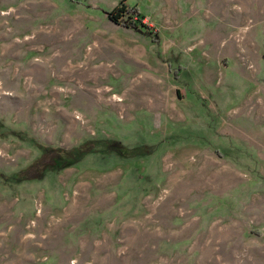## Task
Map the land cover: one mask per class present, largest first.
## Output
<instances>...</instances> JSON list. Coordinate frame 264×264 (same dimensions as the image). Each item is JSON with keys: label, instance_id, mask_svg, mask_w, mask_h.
<instances>
[{"label": "rangeland", "instance_id": "obj_1", "mask_svg": "<svg viewBox=\"0 0 264 264\" xmlns=\"http://www.w3.org/2000/svg\"><path fill=\"white\" fill-rule=\"evenodd\" d=\"M120 1L0 0V264H264V0Z\"/></svg>", "mask_w": 264, "mask_h": 264}, {"label": "trees", "instance_id": "obj_2", "mask_svg": "<svg viewBox=\"0 0 264 264\" xmlns=\"http://www.w3.org/2000/svg\"><path fill=\"white\" fill-rule=\"evenodd\" d=\"M108 17L109 19L121 26H125L127 28H130L136 32H140V33H144V31L142 30V28L146 29L147 25H145L142 21L144 19V16L142 13H140L138 11V8L136 6L134 7H129L127 5L124 4V0H121L110 12H108ZM180 69V67H179ZM178 69V70H179ZM177 70V71H178ZM177 71L175 72L176 74ZM110 150L111 151H115V152H121L122 147H120L119 143L116 141H113L111 143H107ZM87 148L86 150L83 149V147H79L76 151H77V155L75 156L76 158H74L73 160L70 161H63L64 157L63 155L57 154L55 157V162L50 164L49 166H37L36 163L39 161V159H37L35 161V163L31 164L25 171L28 172V170L30 168H38L39 171H36L34 173V175H31L30 177H28L29 179H39L40 177L43 176L44 172L46 170L49 169H62L68 166H71L72 164H74L77 159L85 153H88L91 148L90 147H85ZM62 162V163H61ZM39 167H41L39 169Z\"/></svg>", "mask_w": 264, "mask_h": 264}, {"label": "bare ground", "instance_id": "obj_3", "mask_svg": "<svg viewBox=\"0 0 264 264\" xmlns=\"http://www.w3.org/2000/svg\"><path fill=\"white\" fill-rule=\"evenodd\" d=\"M75 24L74 23H72L71 24V26H74ZM65 29H59L58 27L56 28H54V27H51L50 28V30H49V32H47V33H45L44 35H45V37H43L44 39H46V40H49V39H52L53 41V44H59V43H62L63 41H65L64 39H65V31H64ZM39 36H36L35 38H34V40H37L38 41V39H40V38H42V35L41 34H38ZM62 36H64V39H62L63 37ZM76 37V36H75ZM58 39H60V41L58 40ZM73 40V39H72ZM69 42H70V40H69ZM72 42V41H71ZM71 42H70V44H71ZM67 43H68V41H67ZM66 45V44H65ZM69 45V44H68ZM53 46V45H52ZM54 46H56V45H54ZM53 48V47H52ZM51 49V48H50ZM100 55V54H99ZM90 63V62H89ZM91 65V64H90ZM37 69V68H36ZM93 70H94V72L93 73H88L89 75H87V76H85V78H91V76L94 74L95 76L97 75V77L99 76V75H101L102 73H101V67H100V65H95L93 68H92ZM64 70L66 71H68L70 74H77L76 73V71H74V69H73V64L72 63H69V65H67V66H64ZM83 73V72H82Z\"/></svg>", "mask_w": 264, "mask_h": 264}, {"label": "crops", "instance_id": "obj_4", "mask_svg": "<svg viewBox=\"0 0 264 264\" xmlns=\"http://www.w3.org/2000/svg\"><path fill=\"white\" fill-rule=\"evenodd\" d=\"M139 124H134V125H132V124H129L128 125V127H125L124 128V130L123 131H125V129H127V130H131V131H133L132 130V128L134 127V128H137V126H138ZM141 125H143L144 127H145V129L143 130V133H145V131H147L148 129H146L147 128V123H142ZM136 126V127H135ZM139 128V127H138ZM141 129V128H140ZM140 129H138L139 131H142V130H140ZM137 130V129H136ZM88 158H90V155H86ZM84 158H85V156L83 157V159H81V160H84ZM91 158H100V160H101V157H99V156H97V155H95V156H92ZM80 160V161H81ZM88 160H90V159H88ZM107 162H106V160H105V158L103 157V159H102V161H100L99 163H97V164H95V167L93 168V167H91V168H88L89 166H82L83 168H87L88 170L87 171H92V169H96L97 167H99L100 169H108V168H110V169H116V168H118V166H116L118 163H112L110 166H104L105 164H106ZM97 166V167H96ZM69 167V166H68ZM103 167V168H102ZM71 168H74V169H78L79 170V168H75L74 167V165H72L71 166ZM109 170V169H108ZM106 175H108V178H112L113 176H111L112 175V172L111 173H108V174H106ZM88 176H92V175H90V174H87V173H85V180H88L87 179V177Z\"/></svg>", "mask_w": 264, "mask_h": 264}]
</instances>
